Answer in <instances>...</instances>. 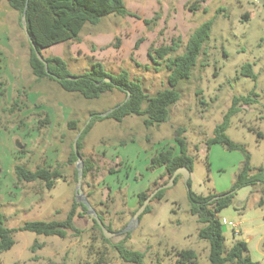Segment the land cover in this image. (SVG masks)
Returning a JSON list of instances; mask_svg holds the SVG:
<instances>
[{"label": "rangeland", "instance_id": "obj_1", "mask_svg": "<svg viewBox=\"0 0 264 264\" xmlns=\"http://www.w3.org/2000/svg\"><path fill=\"white\" fill-rule=\"evenodd\" d=\"M125 1L130 7L136 6L134 12L127 10L139 19L110 15L95 26L85 25L79 34L81 40L75 42L80 48L79 59L72 55L76 52L74 41L55 44L49 51H62L74 75L87 72L92 63L100 62L111 75L126 71L148 96H154L167 88L168 72L165 62L153 64L147 51L174 40L178 47L170 57L180 55L193 29L206 21H212V27L189 78L176 88L179 100L170 107L167 122L150 129H145L137 117H127L119 124L109 119L94 123L80 150V160H90L93 170L81 178L80 185L74 171L82 166L81 162L68 164L71 145L91 114L110 111L124 100V95L113 90L87 100L64 92L53 82L36 83L28 65V43L18 15L6 3L0 4V207L5 227L15 230V244L0 254V264H122L112 246L125 238L124 230L138 209L137 194H150L168 182L163 168L147 171L146 166L152 156L168 148L178 154V129L183 130L179 138L193 159L189 191L202 197L227 192L241 168L243 155L221 145H212L207 151L205 143L212 138L233 98L250 96L253 103L239 105L225 135L245 148L253 169L264 162V0H206L195 13L174 6L172 0ZM148 2L155 8L149 9L147 14H153L144 18L138 7ZM90 33H100L99 42L104 45L95 57L82 55L84 44L88 48L94 44L82 39ZM245 64L252 66L255 81L240 75ZM23 87L30 88L28 107L13 115L3 113L2 108L10 106L15 91ZM37 114L49 117L50 123L43 129H38ZM69 120L78 122L77 130H68ZM16 164L30 171L37 167L56 168L62 178L51 190L39 182L19 183L13 174ZM261 188L257 185L236 191L230 205L217 218L225 250L243 241L251 260L264 264ZM76 189L110 227V232L116 234L107 240L109 243L79 206L75 207V230L65 239L17 231L29 221L64 220L74 203L80 204ZM149 208L139 224L127 231L129 239L125 243L128 249L144 253L143 264H175L176 253L182 250L193 251L197 264H209L208 243L197 237L201 225L190 216L181 176L161 199L151 201ZM33 245L37 246L34 250Z\"/></svg>", "mask_w": 264, "mask_h": 264}, {"label": "trees", "instance_id": "obj_2", "mask_svg": "<svg viewBox=\"0 0 264 264\" xmlns=\"http://www.w3.org/2000/svg\"><path fill=\"white\" fill-rule=\"evenodd\" d=\"M205 2L206 0H194L190 4L187 3L185 7L189 12L194 13L198 11L200 4ZM1 3H6L18 15L19 24L22 15L25 14L28 35L35 49L41 54L44 49L55 44L67 41L78 42L79 34L85 25L95 26L107 16L113 15L122 18L132 17L139 19L138 16L126 9L124 0H0ZM203 11L205 12L206 10L203 9ZM243 18L246 19L247 16L245 15ZM143 22L149 24L147 20H143ZM211 27L212 21H206L193 29L187 38L184 51L180 55L170 57L171 54L176 52L178 47L177 42L174 40H171L168 45L147 51L148 59L153 64L158 63V61H164L165 69L168 72L167 88L159 91L154 96H148L141 84L138 81L131 80L126 71H120L116 75H111L99 62L92 63L89 71L80 75H74L69 72L64 60L58 57H43L47 63L46 70L43 63L36 58L34 50L27 40L29 49L28 65L36 83L42 81L53 82L64 92L78 94L87 100L98 99L106 93H111L113 90H117L124 95V100L113 107L106 117L91 114L89 120L78 131L77 151L80 158L81 142L88 135L94 123L98 121L109 119L119 124L127 117H137L141 119L145 129H150L167 122L170 107L179 100L176 88L182 80L189 78L203 45L208 40ZM115 45H118V43ZM137 46L138 44H135V48ZM240 75L252 81L256 80V75L253 73L250 64H245L241 67ZM69 78H74V80H70ZM105 79H110V82H105ZM29 91V87L16 90L10 106L2 108L1 111L7 113V115H13L27 108ZM249 103H253L250 96L233 98L232 105L223 116L221 123L214 128L212 138L205 143L207 151L212 145H221L227 151H238L243 155L244 159L241 168L237 172L236 179L230 189L220 194L225 196L218 199L213 198L220 195L213 194L202 197L196 196L190 191L187 192L190 216L195 219L197 224L201 225L198 229L197 237L201 241L208 243L209 264H259L252 261L248 256L247 245L243 241L235 242L228 250L224 249L222 226L217 218V214L230 205L236 191L244 187L257 185L264 188V166L254 172V169L250 165V156L245 148L233 143L225 135L230 124V119L238 113L239 105ZM40 115L43 116L40 117ZM37 116L39 117L38 129H43L50 123L48 115L37 114ZM67 128L70 131L77 130L78 122L76 120H69ZM182 131V129L176 131L175 142L178 146V154H175L174 148H168L159 152L150 158L146 166L147 171L163 168L169 178L180 167H185L189 172L192 171L193 159L188 155L183 139L179 138ZM258 137L261 138L260 133H258ZM121 144L124 145V143ZM76 161L77 157L71 145L68 164L74 165ZM81 163L82 178H85L93 170V165L90 160L86 159L82 160ZM13 174L19 183L39 182L46 190L53 189L56 181L62 178L61 172L56 168L37 167L34 171H30L19 164L13 166ZM74 175L77 180L76 169ZM177 178L174 180V184ZM164 192L165 190L159 191L152 201L161 199ZM262 193H264V189ZM148 196L149 194L145 191L137 194L138 207ZM262 203V200H260L259 205H262ZM77 206L81 207L84 212H87L83 205L74 203L72 209L62 221H29L23 223L17 231L29 232L37 236L65 239L68 233L75 230L74 217L75 207ZM149 209L148 206L143 215L147 214ZM99 219L103 223V219L101 217ZM92 221L95 227L99 229L96 222ZM103 225L110 231V227L105 226L104 223ZM14 232L15 230L5 227V217L0 207V254L10 250L15 244L12 237ZM128 239L129 233H126L123 240L112 246L113 250L117 253L122 264H143L144 253L128 249L125 246ZM104 241L109 243L106 239ZM35 247L37 246L33 245L31 249L34 250ZM176 256L178 260L175 264H197V256L191 250L178 251Z\"/></svg>", "mask_w": 264, "mask_h": 264}, {"label": "water", "instance_id": "obj_3", "mask_svg": "<svg viewBox=\"0 0 264 264\" xmlns=\"http://www.w3.org/2000/svg\"><path fill=\"white\" fill-rule=\"evenodd\" d=\"M20 24H21V28L22 31L26 37V39L29 41L32 49L34 50L35 56L36 58L43 63V65L45 66V69L47 70V63L45 62L42 54L40 52H38L34 45L32 44L30 37L28 35L27 32V27H26V18H25V14L22 15L21 19H20ZM70 80H74V78H69ZM105 82L109 83L110 79H105ZM110 111L99 115V117H106L108 115ZM79 138V134L76 136V138L73 141L72 147H73V152L75 154V156L77 157V161L75 165H78V163L81 162L80 158L78 157V151H77V140ZM82 164V163H81ZM77 170V184L80 185L81 182V178H82V166H77L76 167ZM181 176L184 180L187 192L189 191V187H188V181H189V176H190V172L185 168V167H180L178 168L173 174L172 176L169 178L168 182L165 184H162L158 187H156L150 194L149 196L146 198V200L138 207V209L135 211V213L133 214L129 224L127 225V228L124 230V232L128 233L127 231H130L131 229H134L140 221V217L143 215V213L145 212L146 208L149 206V204L151 203L152 199L154 198V196L162 190H166L170 187H172L174 185V180L176 179V177ZM75 196H76V201L78 203H80L81 205H83L85 207V209L87 210V213L89 214V216L92 218V220H94L97 224V226L99 227V229L101 230V233L103 235V238L108 240L114 236H116L115 233L110 232L109 230H107L103 223L101 222V220L99 219L98 215L93 211L92 207L90 206V204L88 203V201L84 198H80L79 194H78V189H76L75 191ZM225 195H220V196H216L213 199H218V198H222ZM79 198V199H78Z\"/></svg>", "mask_w": 264, "mask_h": 264}, {"label": "crops", "instance_id": "obj_4", "mask_svg": "<svg viewBox=\"0 0 264 264\" xmlns=\"http://www.w3.org/2000/svg\"><path fill=\"white\" fill-rule=\"evenodd\" d=\"M171 1V0H170ZM172 1H174V6H176V7H184V8H186L185 7V5L187 4V2L189 3L191 0H172ZM124 3H125V7H126V9H128V8H130V9H132L133 10V12H134V10L135 9H137L136 8V6H132V7H130L128 4H127V2L124 0ZM147 6H149V7H147ZM151 4H150V2H148L147 4H145V6H142V8L140 7H138V10L140 11V14L142 15L143 14V16H144V18H147V17H149V16H151L152 14H153V11H151V13H150V15H148L147 14V12H148V10L149 9H153L154 10V8H155V6H151ZM147 7V8H146ZM146 8V9H145ZM191 13V12H190ZM195 13V12H194ZM100 33H97V34H93V33H90V34H88V35H85L84 36V38H82L84 41H85V43L86 42H88V44L90 43V41H93L94 42V44H92V43H90V48H88V46L86 45V44H84L83 46H82V55H84L85 57H95L94 55L99 51V50H101V48L102 47H104V45H102V43H100L99 42V39H101V37H100V35H99ZM80 40H81V37H80ZM79 40V41H80ZM78 41V42H79ZM74 44H75V42H74ZM51 47H53V46H51ZM51 47H49V48H46V49H44L43 51H42V56L43 57H45V58H48V57H58V58H60V59H62V60H64L63 58L64 57H62V56H64L63 55V53H62V51H58V50H55L54 52H52V51H49V49H51ZM74 47H76V44L74 45ZM80 49V48H79ZM79 49H77V47H76V52L75 51H73L72 52V55H74V57H76L77 59H79L78 57H79V54H78V51H79ZM47 51L48 52H50V55H47L46 53H47ZM76 59V60H77ZM100 63V62H99ZM103 65V64H102ZM104 67V66H103ZM68 68V67H67ZM105 69V68H104ZM69 70V69H68ZM106 70V69H105ZM69 72H70V70H69ZM71 73V72H70ZM72 74V73H71ZM264 166V162L262 163V164H260L258 167H255L254 168V171L255 170H258L259 168H262V167ZM262 190L264 189V188H261ZM261 190V191H262Z\"/></svg>", "mask_w": 264, "mask_h": 264}, {"label": "built area", "instance_id": "obj_5", "mask_svg": "<svg viewBox=\"0 0 264 264\" xmlns=\"http://www.w3.org/2000/svg\"><path fill=\"white\" fill-rule=\"evenodd\" d=\"M223 223H225V222H223ZM229 226H231L232 228H236V225H234V224H229Z\"/></svg>", "mask_w": 264, "mask_h": 264}]
</instances>
